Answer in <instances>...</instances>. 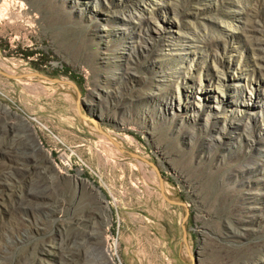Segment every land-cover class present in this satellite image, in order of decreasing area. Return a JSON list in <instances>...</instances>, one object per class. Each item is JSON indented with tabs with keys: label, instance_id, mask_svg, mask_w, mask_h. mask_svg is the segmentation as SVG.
I'll list each match as a JSON object with an SVG mask.
<instances>
[{
	"label": "rangeland",
	"instance_id": "374dc122",
	"mask_svg": "<svg viewBox=\"0 0 264 264\" xmlns=\"http://www.w3.org/2000/svg\"><path fill=\"white\" fill-rule=\"evenodd\" d=\"M0 70L186 203L0 73V264H264V0H0Z\"/></svg>",
	"mask_w": 264,
	"mask_h": 264
},
{
	"label": "water",
	"instance_id": "95a60500",
	"mask_svg": "<svg viewBox=\"0 0 264 264\" xmlns=\"http://www.w3.org/2000/svg\"><path fill=\"white\" fill-rule=\"evenodd\" d=\"M0 73L3 74V75H5L6 77H9V78H12V79H21V78H24V77H27V76H35V77H40V78L47 79V80H50V81H53V82H57V83H69V84L73 85L76 88L77 93H78L77 103H78V106H79V109H80V112H81L80 113L81 117L90 120L102 133H104L105 135H107L112 140V142H114L116 145H121L119 142H117L116 140H114L109 134H107L105 131H103L100 128L99 122H98L99 117L97 115L92 114L93 117H90V116H87L86 114H84L82 112V107H81V92H80L79 87H78V85L76 83H74L72 81H68V80H62V79H60L58 77H51L49 75H46V74H44L42 72H38V71L32 72V73L15 74V73H9V72L0 70ZM82 104L85 105L84 103H82ZM24 119L26 121H28L25 117H24ZM121 149H122L123 152L128 153L129 155H131L133 157H136V158H138V159H140L142 161H145L148 164L152 165L156 169V171H157V173H158V175L160 177L161 185H162L161 186V189H162L164 198L167 201H169L170 203L177 204V205H183V206L186 207V203H184L182 201H179V200H176V199H172L167 194L164 193V186H163V184H164L163 181L164 180H163V177L161 175V172H160L159 168L153 162L149 161L148 159H146L145 157L141 156L138 153H135V152H132V151H129V150L125 149L124 147H122ZM188 214H189V210L187 209V214L184 217V222H183L184 240L186 242H187V229H186V226H185V221H186V218H187ZM189 253L193 257V255H192V253L190 251H189ZM193 261L194 262L192 264H198L195 258H193Z\"/></svg>",
	"mask_w": 264,
	"mask_h": 264
},
{
	"label": "bare ground",
	"instance_id": "6f19581e",
	"mask_svg": "<svg viewBox=\"0 0 264 264\" xmlns=\"http://www.w3.org/2000/svg\"><path fill=\"white\" fill-rule=\"evenodd\" d=\"M3 4H4V3H3ZM5 4H6V2H5ZM7 4H8V3H7ZM6 7H7V6H6ZM4 8H5V7H4ZM2 9H3V7H2ZM6 9H8V8H6ZM6 9H5V10H6ZM2 16H3V15H2ZM193 47H196V46H193ZM193 47H189V48L192 49ZM185 51H186V49H185ZM185 53H188V54H189L190 52H185ZM77 108H78L79 113H81V112H80V109H79V106H78V103H77ZM25 121H26V120H25ZM26 122L28 123V121H26ZM28 124H29V123H28ZM29 128H30L32 131H35V130L33 129L32 124H29ZM106 136H107V135H106ZM107 137H108V136H107ZM108 138H109V137H108ZM113 143H114V142H113ZM114 144H115V143H114ZM38 146H39L40 148H43V146L41 145V143H40L39 141H38ZM115 146H117V147L120 149V151L123 152L122 149H121L122 147H120L121 145H116V144H115ZM144 162H145V161H144ZM146 163H147V162H146ZM159 178H160V177H159ZM161 186H162V185H161V180H160V188H161ZM163 186H164V184H163ZM161 193L163 194L162 189H161ZM164 193H165V186H164ZM165 194H166V193H165ZM190 256H191V255H190ZM191 257H192V256H191Z\"/></svg>",
	"mask_w": 264,
	"mask_h": 264
}]
</instances>
